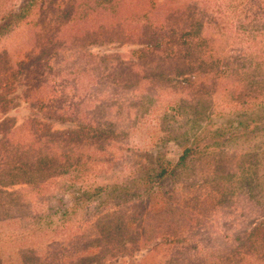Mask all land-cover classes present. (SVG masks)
<instances>
[{
	"label": "rangeland",
	"instance_id": "rangeland-1",
	"mask_svg": "<svg viewBox=\"0 0 264 264\" xmlns=\"http://www.w3.org/2000/svg\"><path fill=\"white\" fill-rule=\"evenodd\" d=\"M174 1L165 23L166 0H42L0 45L16 51L0 89V264H33L31 250L62 262L72 240L96 253L82 264H264V0ZM145 12L162 32L148 37ZM158 159L167 174L139 197L51 216L70 192H117ZM140 212L154 215L131 223Z\"/></svg>",
	"mask_w": 264,
	"mask_h": 264
},
{
	"label": "trees",
	"instance_id": "trees-1",
	"mask_svg": "<svg viewBox=\"0 0 264 264\" xmlns=\"http://www.w3.org/2000/svg\"><path fill=\"white\" fill-rule=\"evenodd\" d=\"M15 0H0V45L8 38V36H11V34H13V32H15V30H19V28L28 26L31 24V22H29V17L32 16L33 14V9L36 8V6L41 5V3L39 1L42 0H27L26 4L23 5H16L14 4ZM171 2V5H169V2L166 0V2H164V4L161 6L162 10H166L169 11V9H171L172 11L169 12V15H167V17H160V19L162 21H165V23L172 21V17L171 15L177 14L176 10L177 9H181L179 8V4L176 5L175 7V1L174 0H169ZM191 0H184V3L182 4V6L187 7L189 5V2ZM12 2V4H10ZM208 1L205 2H197L196 6L203 7V5L207 4ZM150 3V2H148ZM4 7H8L6 8L5 11ZM158 6H155L154 2L151 3L150 9H155ZM231 5L228 6V8H230ZM177 8V9H176ZM204 11V8H202ZM207 13V11L205 12ZM206 15V14H203ZM143 19L145 20V24L142 25V28L147 30L148 32H152L150 34H147L148 37H151L149 35H155L156 31H160L162 32L165 28V26H163V24L156 22V25H158V27H155L152 31V23L155 22V19L157 17L155 16H151L149 12H145L143 14ZM207 17V15L205 16ZM249 18V16H247ZM220 22V21H219ZM218 22V25H219ZM168 26V30H170V26L169 24ZM197 30H201V28H203L201 25H197ZM207 28V27H206ZM196 30V31H197ZM154 31V32H153ZM157 37H152L150 38V40L147 41V43H144V46L141 51H137V55L136 56L138 59V56H142L144 57L145 54L147 52V50H150V48L156 49L157 47H159V45L162 43V39L160 40V42H158ZM16 51L13 50H5L2 51V53L0 54V72L5 70L6 74L4 76H0V89H1V84L4 83V80H8L10 79V74H9V68H12L14 66H16V62H13L14 59V55H15ZM20 53H22V51H20ZM21 59V58H20ZM115 60V57L111 58V60L109 61L110 63H113V61ZM21 65L22 62H21ZM20 64H17V66H21ZM109 67V66H107ZM18 74H14L13 77H17ZM3 77V78H2ZM123 77V76H122ZM113 78L108 76V79H106L107 82L112 81ZM6 84V83H4ZM39 104L41 105V107L44 109L47 107L46 104L42 103L41 101L39 102ZM46 106V107H45ZM42 116L46 119H53V120H57L60 122H72L73 120L66 117L63 114H58V113H51L48 110H42ZM19 128H14L13 130H11L10 132H8V135H10L14 140L16 139H21L20 136H18L16 134V131ZM45 138L43 137H39L37 139H32L33 143H35L36 145H39L43 148H45L46 150L48 148H53V144H49V141L44 140ZM53 143H56L57 147H59V143L56 142L55 139L52 140ZM5 147H9L11 146V144L8 142V140L3 144ZM31 149V148H30ZM14 150L19 151V149L16 147L14 148ZM29 150V149H28ZM33 150V148H32ZM193 152V149L191 148H186L184 151H182L181 156L179 157V165L183 164L184 161L187 159V157L189 156V154ZM57 164L61 163V161L56 160ZM28 165V172L29 170H31L34 166V164H32V167L30 169V165L28 163V161L24 162V165ZM69 169L72 170H68L67 172L60 174L58 177L61 179V183L60 185L57 183L56 186L58 188V190H61V193H63L64 191H69L70 188L75 187V180L78 179V177L81 175V172L76 168V167H71ZM157 169V171H156ZM156 169H152L151 170V174H146V178H139V180H136L135 182H131L129 183L128 186H124L121 190H118L116 192V190L111 191L109 193H107V190H105L104 188L101 187H97L94 188L91 192H87V191H83L80 193H71L70 192V200L68 202V205H65L64 209H56V211L51 215V216H55L57 211H63L62 212V217L65 216H69L72 213H76L77 210H79L80 208L82 209H90L91 206L92 209H94L95 211V215H100L103 214L107 211L108 209V202L112 201L115 202L118 199H120V197H124L128 199H132L134 197H139L140 196V191L138 190V188L140 187H144L147 185V183L150 182V180H152L153 178H157L160 179L164 176H166L167 174V169L163 166V164H161L160 160L158 159L156 161ZM41 173V172H40ZM73 173V174H71ZM28 176L31 177V175L28 173ZM34 179V178H33ZM73 191V190H72ZM60 193V192H59ZM107 193V194H106ZM60 195V194H58ZM60 201V200H59ZM70 213V214H69ZM145 215V216H144ZM151 215H154L153 212H140L134 219L133 216H131V223H135V219L139 220L141 219V217L143 216L144 218L147 217H152ZM61 221L63 222V219H61ZM125 224L123 225L124 229H127L128 227V220L124 221ZM133 235V233H132ZM45 236V234L43 235ZM76 240H72L70 245L72 250V253L69 254V258H63L64 260L62 262H60L59 258L57 259H51L49 257H42L41 255L37 254L35 251L33 252L32 250L27 252L28 255L30 254V257L28 258V261L31 260V262L33 264H53V263H57V264H82L83 262L87 261L89 258H91L92 256H94L95 254H91V255H86L87 251H89L90 247H88L87 249H84V246H81L80 244H77L78 241L73 242ZM69 245V244H68ZM79 245V246H78ZM82 248V249H81ZM99 251H102L100 248L97 252V254H100ZM1 261V259H0Z\"/></svg>",
	"mask_w": 264,
	"mask_h": 264
}]
</instances>
